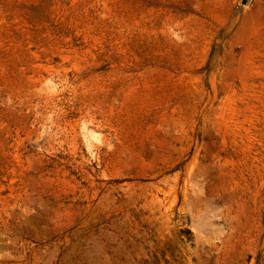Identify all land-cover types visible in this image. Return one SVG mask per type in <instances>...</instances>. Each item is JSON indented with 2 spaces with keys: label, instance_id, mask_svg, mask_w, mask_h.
Listing matches in <instances>:
<instances>
[{
  "label": "rangeland",
  "instance_id": "obj_1",
  "mask_svg": "<svg viewBox=\"0 0 264 264\" xmlns=\"http://www.w3.org/2000/svg\"><path fill=\"white\" fill-rule=\"evenodd\" d=\"M0 264H264V0H0Z\"/></svg>",
  "mask_w": 264,
  "mask_h": 264
}]
</instances>
